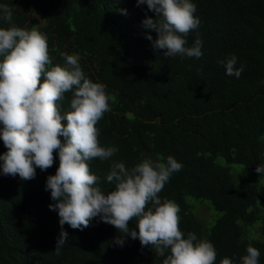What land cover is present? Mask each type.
Wrapping results in <instances>:
<instances>
[{"label": "trees", "instance_id": "1", "mask_svg": "<svg viewBox=\"0 0 264 264\" xmlns=\"http://www.w3.org/2000/svg\"><path fill=\"white\" fill-rule=\"evenodd\" d=\"M192 2L201 23L187 36L186 47L199 36V59L165 57L164 49H154L158 33L143 21L156 13L137 0H0L13 10L11 24L0 19V28L36 29L47 36L52 66L65 65L62 54H77L85 77L106 86L111 110L96 125L98 139L118 151L109 160L88 162L102 191L114 190L106 181L114 162L131 168L143 157L172 155L183 168L158 195L180 206L185 238L194 232L198 240L210 241L215 264L224 258L240 264L249 245L264 264V187L255 184L264 179L255 171L264 164V0ZM230 55L238 58L236 67L244 65L239 78L228 76L219 63ZM70 99L65 93L62 112ZM6 151L0 139V155ZM54 156L51 168H37L28 181L4 175L0 167V264H162L164 257L139 239L115 245L118 230L99 217L83 230L65 224L68 239L57 255L59 216L49 208L56 201L45 190L59 166L58 150ZM231 164L244 167L238 184ZM186 197L210 202L219 214L205 234ZM129 227L138 231L135 220Z\"/></svg>", "mask_w": 264, "mask_h": 264}, {"label": "clouds", "instance_id": "2", "mask_svg": "<svg viewBox=\"0 0 264 264\" xmlns=\"http://www.w3.org/2000/svg\"><path fill=\"white\" fill-rule=\"evenodd\" d=\"M145 3L156 13L155 19L143 21L145 28L158 33L154 49H164L165 57L203 56L199 36L186 47L187 36L201 23L192 0H137L138 6ZM12 18L13 10L0 4V19L11 24ZM62 56L65 65L52 66L47 36L36 29L0 28V139L7 148L0 155V167L4 175L32 180L37 168L47 171L53 166L58 150L59 166L55 175L47 177L45 189L56 201L49 208L57 211L61 227L55 253L60 254L68 239L65 224L83 230L99 217L118 230L115 245L123 246L131 237L164 257L162 264H215L214 245L198 240L194 232L185 238L179 227L180 206L167 198L162 201L158 195L183 168L174 156L166 160L143 157L131 168L114 162L106 176L114 190L105 193L99 187L101 178L92 174L88 162L109 160L118 151L100 145L96 127L111 110V97L104 84L85 77L79 55ZM237 59L230 55L219 61L228 76L239 78L244 71V65L236 67ZM65 93H71L70 107L62 112ZM255 171L264 175V164ZM133 220L138 231L129 227ZM259 257L260 251L249 245L240 264H258ZM220 264H233V260L224 258Z\"/></svg>", "mask_w": 264, "mask_h": 264}, {"label": "rangeland", "instance_id": "3", "mask_svg": "<svg viewBox=\"0 0 264 264\" xmlns=\"http://www.w3.org/2000/svg\"><path fill=\"white\" fill-rule=\"evenodd\" d=\"M261 141L264 142V135L262 136ZM215 162L218 165L224 167L227 165L221 157H217ZM229 169L234 183L238 184L244 179V167L242 165L231 164L229 165ZM255 184L259 187H264V179H257ZM185 200L191 206L190 210L194 213L199 223L203 226L205 234L214 224V221L219 214L215 212L211 203L206 200H199L192 197H186ZM249 234L252 237L256 236V232H254L252 229L250 230Z\"/></svg>", "mask_w": 264, "mask_h": 264}]
</instances>
